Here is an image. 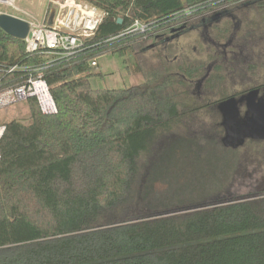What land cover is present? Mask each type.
<instances>
[{
    "label": "trees",
    "instance_id": "16d2710c",
    "mask_svg": "<svg viewBox=\"0 0 264 264\" xmlns=\"http://www.w3.org/2000/svg\"><path fill=\"white\" fill-rule=\"evenodd\" d=\"M83 1L104 15L66 57L29 52L25 40L0 28V92L41 75L57 105L45 114L30 97L27 121L2 123L0 264H264V187L246 197L211 195V184L195 190L194 177L189 189L154 187L180 160L205 168L224 129L217 121L187 136L158 130L201 112L220 114L217 103L229 94L202 101L188 79L203 70L190 65L149 72L138 63L139 85L91 84L95 57L149 49L158 30L242 0ZM257 6L264 10V0ZM136 20L148 31L126 33ZM15 65L22 69L11 71ZM212 77L204 82L209 90ZM215 173L218 187L227 170Z\"/></svg>",
    "mask_w": 264,
    "mask_h": 264
},
{
    "label": "rangeland",
    "instance_id": "374dc122",
    "mask_svg": "<svg viewBox=\"0 0 264 264\" xmlns=\"http://www.w3.org/2000/svg\"><path fill=\"white\" fill-rule=\"evenodd\" d=\"M51 0H14L13 4L0 3V12L9 11L18 14L29 20L32 17L43 20L49 3ZM259 0H242L237 3L223 4L215 10L207 11L208 14H214L223 8L231 10L234 19L230 16L227 31L222 32V35H215L208 30L209 36L212 38L218 37L221 40H226L231 36L233 39L231 49L237 52V58H229V67H226V62H218L215 64V70L211 73L212 81L209 90L203 82L199 89H195L197 95L201 96L202 101L211 102L218 98L222 93L232 94L252 87L256 84L264 83V10H259L257 3ZM236 4V5H233ZM229 5V6H226ZM51 8L56 9L51 3ZM52 11V9H50ZM206 13V12H205ZM194 16L188 21H180L173 23L175 29L173 30L174 37L168 41V49L164 50L160 45H154L153 40L158 34L170 36L172 34L168 29L158 30L155 35L149 38L146 42L145 49L135 53H129L126 56H121L119 53H103L94 59L97 60L98 65L92 66V71L95 73L91 77V84L96 88H125L139 85L144 81L142 72H137L135 66L139 63L146 71H160L165 67H179V66H199L202 69L200 78L205 74L206 68L212 63L214 58V49L211 48V43L201 37V31L193 30L192 27L197 25L203 15ZM220 23L219 25H222ZM225 26V25H224ZM189 30V32H187ZM181 34V35H180ZM154 45V46H153ZM240 56V57H239ZM239 57V59H238ZM93 59V60H94ZM127 59V63L125 62ZM177 67V68H178ZM176 69L171 71L177 72ZM221 68V69H220ZM214 75L216 79L213 80ZM195 77V79H197ZM196 87V86H195ZM191 88V87H190ZM192 89V88H191ZM193 91V90H192ZM30 113L29 105L26 101L19 102L10 107L0 110V124L4 121L18 118L23 121L28 120ZM221 122V115L219 113H205L201 112L192 119H183L175 122L169 126L160 128L158 132L164 135L181 134L187 136L189 132L199 130L202 128H212L214 122ZM223 129V128H222ZM223 132L216 137L217 152L210 156V161L206 158L200 168H190L189 164L183 166L180 160L177 168L178 171L167 175L165 178L155 182L154 186L159 187L160 190L168 193V188L175 184H184V188L192 186L193 189L202 191L207 189L201 185H209L208 191L213 194H232L237 197H246L254 190H260L264 187V140H247L244 145L238 148H226L222 143ZM222 147V148H220ZM191 152L190 156L194 157ZM210 155V154H209ZM196 156V154H195ZM184 156L182 157V159ZM189 157H185L187 160ZM225 158V161L222 160ZM207 165H209L207 168ZM224 168L227 170L222 181L217 182L218 187L214 186L213 178L216 169ZM200 169L198 171H194ZM170 168L165 165L163 174H168ZM173 170V169H171ZM229 172V173H228ZM194 177V184L190 180ZM216 181V179H215ZM191 184V186H188ZM171 188V187H170ZM201 192L200 195L205 193ZM187 194L188 191L184 190ZM171 194V192H170ZM172 197V196H170ZM199 200V199H198ZM160 204V203H159Z\"/></svg>",
    "mask_w": 264,
    "mask_h": 264
},
{
    "label": "built area",
    "instance_id": "2783aa9c",
    "mask_svg": "<svg viewBox=\"0 0 264 264\" xmlns=\"http://www.w3.org/2000/svg\"><path fill=\"white\" fill-rule=\"evenodd\" d=\"M57 6L58 16L52 26L46 21L34 17L29 19L30 29L25 37L26 49L29 52H42L50 59L66 57L83 45L84 39L96 30L104 12L97 7L80 0H51ZM148 26L136 20L126 30L130 32H147ZM97 66V60L91 61ZM22 69L19 65L12 70ZM30 97H35L43 113L57 112V105L47 81L41 76H29L22 84L0 92V110L10 107ZM5 126L0 124V139Z\"/></svg>",
    "mask_w": 264,
    "mask_h": 264
},
{
    "label": "water",
    "instance_id": "95a60500",
    "mask_svg": "<svg viewBox=\"0 0 264 264\" xmlns=\"http://www.w3.org/2000/svg\"><path fill=\"white\" fill-rule=\"evenodd\" d=\"M121 23L122 19L119 18ZM53 18H49L52 26ZM0 28L7 34L25 39L30 23L28 20L10 13L0 12ZM260 89L253 88L240 97L231 96L220 100L217 109L221 114V126L224 129L222 143L226 147L238 148L247 140H264V93L259 96ZM246 102L245 116L241 117L240 104Z\"/></svg>",
    "mask_w": 264,
    "mask_h": 264
},
{
    "label": "flooded vegetation",
    "instance_id": "af4514ba",
    "mask_svg": "<svg viewBox=\"0 0 264 264\" xmlns=\"http://www.w3.org/2000/svg\"><path fill=\"white\" fill-rule=\"evenodd\" d=\"M226 6H229V5H226ZM230 11L231 10L229 9V7L228 8L226 7L214 14H208V12H206L201 18L200 22L197 25L192 27L193 30H198L199 32L201 31V34H200L201 37L204 38V40H208L211 43L212 50L214 49V58L212 60V63L208 65V67L206 68V73L203 76L193 81L192 79H188L184 73L183 74L180 73L184 79L186 80L188 79L190 82H192L193 87L196 90L202 86L206 78L215 70V67H214L215 64H217L220 61L226 62V65H227L226 67H229V58L236 59L238 56L237 55L238 53L231 49V45L233 42V39L231 38V36L230 37L228 36L226 40H221L218 37L212 38L211 36H209V32H208L209 30L212 33H215V35L221 36L222 32L227 31V25H229V21H230L229 17L231 16L232 19H234V15H232ZM185 21H188V19ZM222 22L223 24L219 25ZM173 25L165 28L172 32L170 36L166 37L162 34H158L155 38H153V40L155 41L154 45H160L161 48H163L164 50L168 49L169 47L168 41L174 37L173 30L178 29V28H175ZM187 32H189V30ZM253 88H259L260 89L259 96L263 95L264 85L256 84L252 87L241 90L242 92L237 91L232 94H229V96H227L226 98H229L231 96L240 97L242 94L248 92L249 90ZM226 98H223V99H226ZM239 106H240V111H241V117H244L245 112L247 110L246 102L241 103ZM221 120H222V117H221Z\"/></svg>",
    "mask_w": 264,
    "mask_h": 264
},
{
    "label": "crops",
    "instance_id": "0c3cea01",
    "mask_svg": "<svg viewBox=\"0 0 264 264\" xmlns=\"http://www.w3.org/2000/svg\"><path fill=\"white\" fill-rule=\"evenodd\" d=\"M80 1H83V0H80ZM84 2H85V1H84ZM86 3H87V2H86ZM6 4H7V3H6ZM54 6H55V5H54ZM50 7H51V1H50V3H49V6H48V9H47L46 15H45V17H44L43 20L46 21L47 24H49V18L52 17V18H53V23H52V24H54L55 19H56V17L58 16V8H57V6H55V7H56L55 10H54V8H51L52 11L50 12V15H48V12H49ZM6 13H10V14H12V15H14V16H17V17H20V18L25 19L24 17H22V16H20V15H18V14L11 13V12H9V11H6Z\"/></svg>",
    "mask_w": 264,
    "mask_h": 264
},
{
    "label": "bare ground",
    "instance_id": "6f19581e",
    "mask_svg": "<svg viewBox=\"0 0 264 264\" xmlns=\"http://www.w3.org/2000/svg\"><path fill=\"white\" fill-rule=\"evenodd\" d=\"M0 3L13 4L14 0H0Z\"/></svg>",
    "mask_w": 264,
    "mask_h": 264
}]
</instances>
